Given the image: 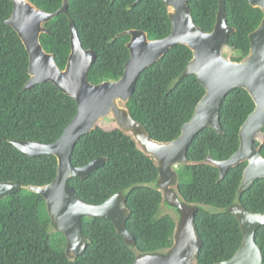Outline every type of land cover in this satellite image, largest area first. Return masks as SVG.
Listing matches in <instances>:
<instances>
[{
	"label": "trees",
	"instance_id": "1",
	"mask_svg": "<svg viewBox=\"0 0 264 264\" xmlns=\"http://www.w3.org/2000/svg\"><path fill=\"white\" fill-rule=\"evenodd\" d=\"M48 12L58 10L63 0H31ZM70 0L69 13H59L46 26L41 41L53 52L60 68L66 67L71 51L70 17L86 49L98 56L89 80L98 84L116 81L130 58V29L145 30L150 39H162L171 32L172 23L163 0ZM220 0H190L194 21L212 31ZM227 22L236 31L228 38L225 54L241 60L250 51V33L261 23L264 13L248 0H225ZM13 12L12 0H0V182L17 181L26 185H46L57 175L58 159L44 154L32 157L20 151L11 140L57 141L77 114V103L52 82L30 89L29 54L17 31L6 23ZM113 39V40H112ZM112 40V41H111ZM229 56V57H230ZM193 58L192 50L176 44L155 64L144 70L128 102L131 114L143 123L158 141L179 137L205 88L194 74L187 75L170 88ZM255 104L241 88L231 90L220 109L223 134L211 127L202 129L189 146L191 163L178 167L180 190L189 202L218 207L231 205L237 195L246 162L231 167L219 180L215 165L205 162L209 153L216 160L230 158L240 146L239 131ZM111 128L98 125L77 141L71 162L84 166L98 157L107 161L88 177H72L70 184L79 197L99 205L117 192L131 186L127 205L131 209L127 228L141 251L171 246L175 223L171 215L159 212L162 194L141 185L158 177L152 157L139 150L110 117ZM264 155V128L256 137ZM242 204L250 211L264 213V180L256 181L241 194ZM196 226L203 239L198 264H216L231 259L243 242L237 218L229 212L199 210ZM50 217L42 195L22 188L0 200V264H130L134 251L126 245L113 222L107 218L84 216L82 230L88 239L86 249L74 260L65 248L61 232L50 233ZM264 257V225L256 233Z\"/></svg>",
	"mask_w": 264,
	"mask_h": 264
},
{
	"label": "water",
	"instance_id": "2",
	"mask_svg": "<svg viewBox=\"0 0 264 264\" xmlns=\"http://www.w3.org/2000/svg\"><path fill=\"white\" fill-rule=\"evenodd\" d=\"M12 1L13 12L6 23L17 31L29 54L30 79L24 89L52 82L76 101L78 110L61 137L53 143L11 140L15 147L32 157L55 155L58 159L57 175L46 185L24 186L17 181L0 182V200L22 188L42 195L50 217L48 230L50 233L61 232L65 235V253L72 260L82 254L88 244L82 230L83 217L107 218L136 254L130 264H198L203 239L197 230L196 213L199 210L210 213L229 212L240 224L243 242L231 259L216 264H264L262 250L256 241V233L264 225V213L250 211L241 202L244 191L256 181L264 180V155L256 145V137L264 128V16L260 25L250 33L249 53L241 60H233L225 54V47L236 28L227 22L225 0H220L212 31H206L194 21L190 0H163L172 23L170 34L162 39H150L142 29L119 33L117 36L128 34L131 37L127 43L131 55L126 62L124 74L116 81L95 84L88 77L98 53L83 46L71 17V51L64 69L58 65L55 54L48 52L41 41L42 33L51 31L46 23L59 13H69L70 0H63L62 6L54 12L41 9L31 0ZM248 1L264 13V0ZM176 44L188 46L193 52V58L170 88L183 77L194 74L204 86L205 94L197 104L192 118L183 125L179 137L172 141H158L131 114L128 102L140 74L158 62ZM235 88L247 92L255 104L254 110L240 127L239 149L225 160H216L209 153L205 162L219 169V180L225 177L231 167L247 163L236 198L227 207L189 202L180 190L178 167L191 163L188 158L189 146L202 129L211 127L219 134L224 133L220 109L226 95ZM108 117H112L119 129L133 139L139 150L152 157L157 166L158 177L141 185L152 187L162 194L158 210L171 215L175 223L171 246L153 251H141L137 247L135 236L127 228V219L131 213L127 198L133 186L95 205L79 197L69 182L72 177H88L107 161L106 157H98L78 167L72 164L71 157L80 137L94 130L100 121Z\"/></svg>",
	"mask_w": 264,
	"mask_h": 264
},
{
	"label": "rangeland",
	"instance_id": "3",
	"mask_svg": "<svg viewBox=\"0 0 264 264\" xmlns=\"http://www.w3.org/2000/svg\"><path fill=\"white\" fill-rule=\"evenodd\" d=\"M225 50H227V49H225ZM227 52H228V50H227ZM229 56H230V55H229ZM230 58H231V56H230ZM108 118H110V117H108ZM108 118H106V119L100 121L99 125H100L101 127L105 128V129H110V128H111V122H112V121H111L110 119H108Z\"/></svg>",
	"mask_w": 264,
	"mask_h": 264
},
{
	"label": "bare ground",
	"instance_id": "4",
	"mask_svg": "<svg viewBox=\"0 0 264 264\" xmlns=\"http://www.w3.org/2000/svg\"><path fill=\"white\" fill-rule=\"evenodd\" d=\"M87 211H92L93 212V210H87Z\"/></svg>",
	"mask_w": 264,
	"mask_h": 264
}]
</instances>
